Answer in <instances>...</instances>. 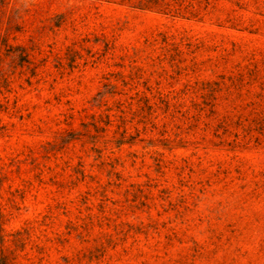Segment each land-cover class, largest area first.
Returning <instances> with one entry per match:
<instances>
[{"label": "rangeland", "instance_id": "obj_1", "mask_svg": "<svg viewBox=\"0 0 264 264\" xmlns=\"http://www.w3.org/2000/svg\"><path fill=\"white\" fill-rule=\"evenodd\" d=\"M149 1L0 0L15 264H264V0Z\"/></svg>", "mask_w": 264, "mask_h": 264}, {"label": "trees", "instance_id": "obj_2", "mask_svg": "<svg viewBox=\"0 0 264 264\" xmlns=\"http://www.w3.org/2000/svg\"><path fill=\"white\" fill-rule=\"evenodd\" d=\"M150 4L153 5H157V1L156 0H151L149 1ZM144 6L143 4H140L139 9H144L147 8L148 5ZM0 264H15L10 258L9 256L5 255L3 252H0Z\"/></svg>", "mask_w": 264, "mask_h": 264}]
</instances>
